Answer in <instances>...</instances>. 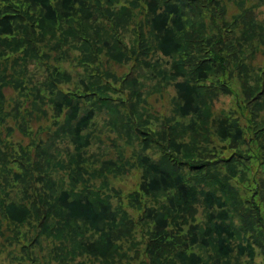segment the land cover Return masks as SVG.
<instances>
[{"label": "trees", "instance_id": "1", "mask_svg": "<svg viewBox=\"0 0 264 264\" xmlns=\"http://www.w3.org/2000/svg\"><path fill=\"white\" fill-rule=\"evenodd\" d=\"M73 49L88 69L76 85L53 61ZM259 54L264 20L249 0H0V214L12 232L0 247L30 264H264ZM101 61L132 64L107 79ZM141 64L160 98L173 91L157 122ZM222 96L231 105L217 111ZM103 111L136 163L95 164ZM52 113L51 134L32 128ZM62 139L72 145L66 163L52 152ZM134 168L137 189L123 194L115 184ZM6 185L18 199L4 198ZM122 196L127 207L115 202ZM44 240L50 252L38 260Z\"/></svg>", "mask_w": 264, "mask_h": 264}, {"label": "rangeland", "instance_id": "2", "mask_svg": "<svg viewBox=\"0 0 264 264\" xmlns=\"http://www.w3.org/2000/svg\"><path fill=\"white\" fill-rule=\"evenodd\" d=\"M251 6L255 9V13L258 19L264 20V0H249ZM231 5H229V12L235 13L238 11L237 6L230 2ZM129 39V38H128ZM72 50V49H70ZM74 52L70 56H60L57 55L53 58V61L55 64L60 66L61 69L68 70L73 77V80L71 82V85H76L81 77L86 76L88 69H86L83 65L78 63V60L76 59L77 50L73 49ZM256 62L263 63L264 62V55L259 54ZM254 61V62H255ZM132 63L124 61L123 63L113 62H102L101 61V67L105 72V77L109 79L111 76H108L109 74H117V76H120L123 72L128 70V67H130ZM43 79V72L41 71ZM139 74L143 78V89L144 90V96H145V104L148 107L150 111H153L149 114H151L152 119L155 120V116L157 114H160V112H168L169 109L174 105L173 104V91L171 87H169L168 94L166 95L165 99H162L159 97L158 92L155 91L153 86V82L150 79V77H147L149 74L148 67H146L144 64L140 65V71ZM120 87V85H118ZM116 86V87H118ZM6 94L13 93V90L10 88L5 89ZM231 105V98L227 96H222L219 100L215 103V109L217 111H220L223 109H228ZM161 115V114H160ZM110 115L106 113L105 111L100 112L95 120L94 125V135H95V144L92 147L90 151V155L93 156L95 164H101V162L105 158H114L117 161H128V162H134L136 163V157L137 155L133 151V146L126 143L125 140L119 135V132L117 128H115L113 125L110 124ZM54 118V114H50L48 116L47 121L40 122L38 120H34L31 123L32 128L38 129L40 125H43L45 127V130H49L48 132H44V135L51 134V132L54 130V126H52V120ZM12 122V121H11ZM13 126L15 127L14 130H12V133L19 137V141H21V144L23 143L24 146H27L29 148L30 143L32 142V138H30V135H25V132L21 129H19L13 122ZM8 134V129L3 130V135L6 136ZM35 138V134L33 135ZM57 146L52 149V152L58 153L59 157L58 160L62 161L63 163H66L68 160V154L69 151L72 150V145L69 143L67 139L57 140L56 142ZM19 146L22 145H16L15 147L19 149ZM138 146V145H136ZM121 154V155H119ZM119 155V156H118ZM130 159V160H129ZM32 167V166H30ZM56 177H63L61 171L55 173ZM0 180H1V174H0ZM140 181V173L136 168H134L132 171H130L127 175H125L118 183H116L117 188H121L123 191V194H127L130 191L137 189V184ZM6 190L8 191L7 193ZM1 191L4 193V198H7L9 200L10 198H19V194L15 191H10V185H6V189L2 188ZM115 202L117 204H123L125 207H127L128 199L126 197H116ZM4 203V202H2ZM1 212V208H0ZM0 226H3L4 234L0 235V244L5 242V238H7L12 232L7 227L6 222L2 218L0 214ZM21 234L24 232L28 233L27 228L24 226V229L22 227L20 228ZM30 235L28 233L27 237ZM138 237H140V233H138ZM9 245L13 246L12 243ZM43 249L39 248H33L34 253L37 254V259L42 260L44 259V256L48 255L50 252V248L47 246V241H43ZM19 248H10L9 246L6 248L0 247V264H30L29 262H26L22 259L23 255L22 252L18 250ZM39 256H42L40 258ZM88 264H95V262H92V260H88ZM128 264V263H124Z\"/></svg>", "mask_w": 264, "mask_h": 264}]
</instances>
